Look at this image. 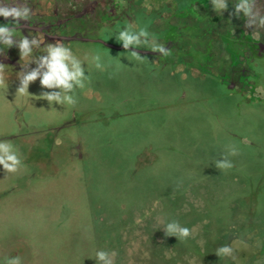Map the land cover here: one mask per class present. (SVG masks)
Returning a JSON list of instances; mask_svg holds the SVG:
<instances>
[{
    "label": "rangeland",
    "instance_id": "1",
    "mask_svg": "<svg viewBox=\"0 0 264 264\" xmlns=\"http://www.w3.org/2000/svg\"><path fill=\"white\" fill-rule=\"evenodd\" d=\"M111 1L115 15L75 16L64 38L34 49L62 42L82 61L90 79L75 107L41 99L52 90L39 79L17 94L27 60L3 63L0 140L24 167L0 166V264H96L98 250H115V264H264V29L254 40L230 15L236 0L222 15L211 0ZM54 5L40 0L42 12ZM128 25L171 55L142 45L137 61L115 38ZM233 145L234 167L221 172L214 161ZM172 220L193 237L166 236ZM237 238L248 245L238 262L215 254Z\"/></svg>",
    "mask_w": 264,
    "mask_h": 264
},
{
    "label": "clouds",
    "instance_id": "2",
    "mask_svg": "<svg viewBox=\"0 0 264 264\" xmlns=\"http://www.w3.org/2000/svg\"><path fill=\"white\" fill-rule=\"evenodd\" d=\"M211 4L213 10L222 15L228 10L229 0H211ZM259 4V0H236L234 12L230 14L238 18L243 16L245 27L254 29L252 36L257 42L261 40L260 30L264 29V8L260 7ZM32 15L33 11L26 0H23V3H19L17 0L14 3L0 0V17L8 21L7 24L0 25V54H5L6 49L15 46L19 49L20 59L27 60V63L22 65L25 70L18 74L20 84L17 94L29 93V85L39 79L42 88L52 90L42 93L41 99L46 100L49 105L59 104L75 107L78 103L74 95L75 90L77 88L83 89L85 82L90 79L85 74L83 63L74 55L72 49L62 42L49 43L42 55L34 56V49L41 47L42 40L28 36L16 38V33L21 27V21H30ZM115 38L122 44L126 52H129L137 61H143V57L136 51L142 45L148 46L151 51L160 53L163 57L171 55V49H166L165 44L159 43L146 28L134 30L133 25H128L120 30ZM91 59L96 69L103 70L104 66L99 54L93 55ZM29 63H35L36 67L28 70ZM4 72L5 64L0 63V87L5 86ZM256 92L259 96L264 97V87H258ZM56 143L59 145L61 141L58 139ZM237 155H239V151L233 145L225 154L221 155L222 159L214 161V166L221 172L228 171L234 167L229 157ZM0 166L6 175L18 174L24 167L18 149L9 141L0 140ZM163 230L166 236H175L179 241H186L192 238L194 234L193 229H189L175 220L165 223ZM247 247L248 245L243 239L237 238L232 244L218 247L215 254L220 259L230 258L232 261L238 262L236 253ZM117 255L115 250H98L95 253L96 264H115ZM2 264H23V261L20 256H8L4 258Z\"/></svg>",
    "mask_w": 264,
    "mask_h": 264
},
{
    "label": "flooded vegetation",
    "instance_id": "3",
    "mask_svg": "<svg viewBox=\"0 0 264 264\" xmlns=\"http://www.w3.org/2000/svg\"><path fill=\"white\" fill-rule=\"evenodd\" d=\"M55 5L51 11L42 12L40 8V0H26L28 6L32 9L33 15L30 21H21V27L16 33V38L20 39L22 36L36 37L42 40V44H46L50 40L62 39L64 38L61 32L67 31L72 18L75 16H86L87 18L99 17L100 21L103 17H111L115 15V9L111 6H107L104 0H91V3L87 4L83 9L78 10L80 0L73 2V0H54ZM84 0H81L83 2ZM111 1V0H110ZM7 3H14L15 0H5ZM19 3H23V0H17ZM57 2V4H56ZM59 2H64L67 5L62 9ZM100 2H103L100 4ZM112 2V1H111ZM80 8V7H79ZM56 17H60L62 20H56ZM11 19V18H9ZM8 21L3 17H0V25L7 24ZM264 49V46H262ZM17 47L13 46L5 50V54H0V62L2 63H17L25 60L20 59ZM232 65V63H231ZM236 66V65H235ZM231 76L235 73L234 70H230ZM244 72H246L244 70ZM246 73H243L237 79L244 77ZM234 84L235 81L230 79L228 84Z\"/></svg>",
    "mask_w": 264,
    "mask_h": 264
},
{
    "label": "crops",
    "instance_id": "4",
    "mask_svg": "<svg viewBox=\"0 0 264 264\" xmlns=\"http://www.w3.org/2000/svg\"><path fill=\"white\" fill-rule=\"evenodd\" d=\"M216 19V18H215ZM226 50V49H225ZM231 57V55H230ZM232 58V57H231ZM191 75L194 76V77H202V74L201 72L198 70V69H192L191 70ZM203 78V77H202ZM226 81V80H225Z\"/></svg>",
    "mask_w": 264,
    "mask_h": 264
}]
</instances>
